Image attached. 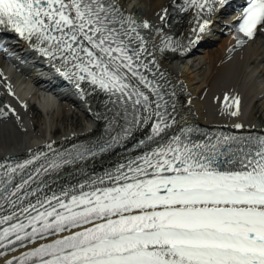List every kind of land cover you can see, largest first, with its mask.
<instances>
[{"label":"snow or ice","instance_id":"1","mask_svg":"<svg viewBox=\"0 0 264 264\" xmlns=\"http://www.w3.org/2000/svg\"><path fill=\"white\" fill-rule=\"evenodd\" d=\"M187 2L211 13L226 0ZM208 24L204 19L194 31L203 33ZM150 27L119 0H0V36L15 33L59 63L66 78L105 93L112 115L104 118L116 133L95 149L58 153L59 163L42 164L18 184L17 170L46 153L15 167L0 164V210L4 202L12 209L0 215V225H8L0 229V248L33 245L5 264H264V135L197 139L192 127L169 135L176 120L167 94L141 71L159 67L146 62L151 52L141 29ZM262 30L264 0H246L237 31L255 39ZM228 99V114L239 116L240 98ZM145 125L150 134L136 145L146 149L140 155L25 204L43 192L39 186L26 191L41 170L107 152Z\"/></svg>","mask_w":264,"mask_h":264},{"label":"bare ground","instance_id":"2","mask_svg":"<svg viewBox=\"0 0 264 264\" xmlns=\"http://www.w3.org/2000/svg\"><path fill=\"white\" fill-rule=\"evenodd\" d=\"M119 2L122 6L126 5L130 9L131 12H127L124 8L126 13L131 14L134 18L136 15H147L152 18L155 33L148 34L145 39L146 47L151 52V56L146 58V62L155 60L156 65L159 66L156 68L158 74H155H163V76L160 75L161 82L169 91L172 103H175V111L171 109L169 114L175 117L176 124L169 130V133L179 132L183 127L195 125L205 128L227 125L231 119H239L249 127H254L255 130L264 131V30L259 31L255 39L243 44L234 43L231 36H224L216 47L205 49L202 55H198L200 52L196 49L198 44L205 41L206 33H199L194 29H198L199 25L203 23L204 17H207L208 25L211 22L216 24L217 6H214V10L208 13L206 10L201 11L196 6L189 5L187 0H119ZM138 6H140L139 9L141 8L140 11L137 9ZM179 6L183 7V12L171 19L176 23H164L171 9ZM158 18L162 19V22L156 21ZM226 23V21H221L220 27L223 28L221 30L227 29ZM177 36H179L178 39L172 42ZM150 43L157 45L151 49L157 48L158 51L159 48H162V56L154 57L153 51L149 47ZM181 64L184 67H181ZM185 67L188 68L187 71L193 73V76L185 73ZM169 81L170 83H168ZM7 86L11 87V84L3 83L2 85L5 90ZM89 90L92 91V88L82 87L79 92L80 97L83 92L86 95V100L92 99L97 106L94 109L97 114H93L95 117L100 116L98 122L95 119L96 127L100 130L102 129L101 115H106L110 103L107 98L95 97V94L98 95V93L90 94ZM1 92L3 93V91ZM226 96L229 98L228 104L232 103L233 97L240 98L241 114L239 116L233 117L228 114L232 109L226 107ZM21 100L27 106L30 104L28 111L30 116L27 115L24 125L22 123L18 125L19 121L16 120L12 129L3 120L6 115L0 109V164L7 155L15 154L17 160H25L43 152L39 149L35 150L36 144L32 143L36 140V137L31 135L33 128L37 129V133L40 135L46 133L44 131L46 130V119L34 106V102L39 103L43 112L47 111V116L49 112L56 113L57 119L55 120L52 115L54 120L51 125V128H55V130L50 129L49 135L60 132L57 143L59 147H56L58 150L84 142L92 137L89 127L79 126L78 118L73 117L65 108L54 111L48 103H41L36 95L23 97ZM99 100L101 101L100 110ZM186 102H189L187 107L184 106ZM92 108H94L93 104ZM83 110L86 109L83 108ZM69 118L71 119L70 124L68 123ZM48 123L51 124L50 121ZM22 125L26 128L25 132L21 128ZM147 128L144 126L140 132H144ZM70 135L74 136L70 137ZM35 136L37 135L35 134ZM28 150L31 152L28 153ZM23 153L24 156L21 157L20 155ZM132 156L130 154L110 155L93 161L67 165L60 170L41 174L33 183L32 188L42 187L43 192L38 193L36 197H32L25 204L34 203L36 199H42L44 195H51L53 192L59 194L61 190L85 183V179L95 172L98 173V176H103L106 172L115 171L116 167L125 163L126 158ZM74 177L75 179H73ZM10 213H2V215ZM49 239H54V237ZM32 247L33 245L28 244L15 251L18 255ZM12 254L13 250L0 256V264H5V259L10 258Z\"/></svg>","mask_w":264,"mask_h":264},{"label":"rangeland","instance_id":"3","mask_svg":"<svg viewBox=\"0 0 264 264\" xmlns=\"http://www.w3.org/2000/svg\"><path fill=\"white\" fill-rule=\"evenodd\" d=\"M135 3V2H134ZM141 6V8H142V5H140ZM140 6H138L137 7V9H139V7ZM140 8V9H141ZM140 9H139V11H140ZM216 45H214L213 47H215ZM203 53H199L198 55H202ZM181 67H184V65L183 64H181ZM187 67H185V69H184V71H185V73L187 74V75H189V76H193V73H191L190 71H187ZM77 116H78V118H79V120H80V124L82 123V124H84V121H86V119L84 118V116H81L80 114H76ZM67 123V122H66ZM68 123L70 124L71 123V120H68Z\"/></svg>","mask_w":264,"mask_h":264}]
</instances>
